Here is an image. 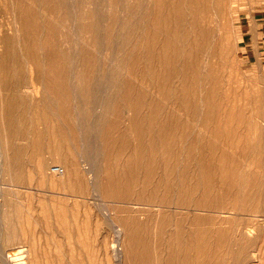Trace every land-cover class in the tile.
Segmentation results:
<instances>
[{
    "label": "bare ground",
    "instance_id": "1",
    "mask_svg": "<svg viewBox=\"0 0 264 264\" xmlns=\"http://www.w3.org/2000/svg\"><path fill=\"white\" fill-rule=\"evenodd\" d=\"M94 1L0 0V135L4 133L0 143H5L0 146V157H6L5 163L0 162V176L10 179V182L0 180V184L18 185L13 181L31 182L38 176L45 184L56 188L66 189L76 183L80 187L89 186L96 164L91 159L93 154L88 152V145L96 136L100 145L127 146L128 150L135 151L131 161H127L131 173L146 170L151 175L157 173V166L177 164L181 156L188 155L196 160V165L204 168H200L203 173L210 176L204 192L213 189L211 173L214 175V171L220 174L219 181L237 184L236 190L242 191L241 184L245 179L238 175L242 172L238 167L243 163L236 159L234 152L233 166L227 168V146L233 148L242 143L246 146L242 148L247 150L249 146L263 144L256 152V160L264 161V125L241 108L242 104L248 108L252 103L262 106L260 113L263 114L264 87H256L257 82L234 85L232 72H229L231 48L234 46L236 52H241L245 45V37L240 35L242 17L237 9L238 0H124L123 3H111L118 13H113V23L104 36V40L112 45L105 51L106 61L97 59L87 42V33L93 27L87 21L92 11L89 3ZM64 9H67L65 13ZM115 23L119 24L113 36ZM117 38L123 40L118 45ZM254 42L257 47L256 37ZM217 55L220 59H213ZM99 63L127 66L130 73L139 76V81L122 82L119 73H107L114 79L111 86L128 87L124 92L115 90L108 96L101 95L98 105L101 111H95L91 103L98 98L92 94L89 81L79 84L71 81L63 86L60 78L73 80L80 76L76 65ZM78 91L86 102L84 106H78L72 100ZM233 94L237 98L234 101L231 99ZM114 110L121 112L120 120H110L109 112ZM129 110L132 113L129 114ZM77 111L93 112L95 116L78 125L71 119L65 120L72 116L78 118ZM55 118H61L58 126L53 123ZM126 119L130 132L121 130L114 134L113 128H120ZM40 124H45V128ZM47 129L53 135L55 129L69 133L73 135L74 144L85 145L75 146L72 158L60 160L64 172L56 173L59 176L46 173L49 162L41 156L42 152L41 155L32 154L30 162L22 159L23 155L29 154L30 141L37 145L50 144L51 140L43 133H47ZM176 134L181 138L176 139ZM177 143L182 146H175ZM144 146H148L147 152H142ZM185 146H190L189 150L185 151ZM205 146L209 148L207 153ZM54 148L58 150L56 146ZM81 153L88 157L83 158L85 163L78 159ZM246 153L244 151V155ZM116 174V171L110 172L111 177ZM260 174V180L264 181V171ZM231 184L228 194L225 189L226 193L218 196L220 200L231 196ZM102 187L103 182H93L90 190L97 194L104 191ZM200 189L194 187L185 190L188 193L181 190L171 197L128 205L139 213L122 216L121 223L113 212L109 219L116 235L111 243L104 236L99 240L98 223L93 225V230L77 227L75 234L72 228H67L66 239L72 247L68 264H85L86 257L89 264L101 262L103 256H98L101 250L95 246L98 240L101 241L98 246L101 244L105 248L103 252L109 259L127 257L137 264H216L232 251L224 248L225 219L202 212L210 203L196 195ZM234 189L235 185L232 189L235 192ZM11 201L8 191L1 186L0 214ZM118 202L104 199V203L99 204L105 206L104 209L110 208L106 205L116 209L123 206L116 204ZM53 209L56 210L55 206ZM52 212L44 213L43 217L57 220L60 213ZM212 237L216 238L215 248L208 246ZM57 242L55 245L59 247ZM254 244L248 240L239 250V264L251 258L264 264V245L254 248ZM92 255L101 260H91ZM14 256L13 249L0 245V264H28L27 261L17 263Z\"/></svg>",
    "mask_w": 264,
    "mask_h": 264
},
{
    "label": "rangeland",
    "instance_id": "2",
    "mask_svg": "<svg viewBox=\"0 0 264 264\" xmlns=\"http://www.w3.org/2000/svg\"><path fill=\"white\" fill-rule=\"evenodd\" d=\"M95 0L89 3V7H92L90 12V18L87 19L93 25L92 30L87 33L88 35V46L89 49L95 52V57L101 61L108 60L105 57V51L108 47L112 46L104 40L107 28L113 23V13H118L116 6H112L111 3L118 4L123 3L124 0ZM134 2L135 0H131ZM237 9L241 14V34L245 37L244 48L240 52L231 48L229 54L230 68L229 72H232V81L234 85L241 84L254 85L253 82H257L256 87H264V0H238ZM236 2V3H237ZM67 9H64L65 13ZM119 23L113 25V33L115 34V28ZM219 32V31H218ZM255 37L259 43L257 47L255 46ZM117 45L123 41L117 38ZM233 41V39H230ZM258 51V52H257ZM241 55V56H239ZM215 60H219L220 56L217 55L213 57ZM239 59V60H238ZM219 67L220 65L217 64ZM76 70L80 71V76L74 77L70 80L67 77L60 78L63 80V86L70 83L71 81L79 84L80 81H89L91 84V91L93 95H97L98 99H93L91 103L95 107V111H101V95L108 96L115 90L124 92V89L128 86L115 87L111 86L113 82V77L107 73H119L121 81H139V76H135L130 73L127 66H115L110 63H99L86 66L76 65ZM238 81V82H237ZM1 90V87H0ZM232 101L237 98L234 94L231 97ZM69 102L68 99H65ZM73 102L78 106L86 105V102L81 98L79 91L74 94ZM264 104V103H263ZM98 107V108H97ZM244 112L248 115L252 114L257 117V120L264 125V113H260V108L262 106H255L252 103L246 108L243 104L241 107ZM181 109L180 111H183ZM132 110H129V114ZM78 118L72 116L65 119L67 122L75 124L82 123V120L91 116V119L95 116L93 112H80L77 111ZM120 111L109 112L110 120H120ZM187 115V113H184ZM76 115V113H75ZM257 115V116H256ZM188 117V115H187ZM84 118V119H83ZM61 118H55L53 123L58 126ZM196 122V119H193ZM126 126V127H125ZM128 120L120 126V128H113L114 134L116 131L121 133V130H126L130 132L127 128ZM41 128H45V124H40ZM55 135L47 129V133L43 131L46 138L50 141L43 142L37 145L30 141L29 143V154L23 155L22 159L26 162H30L31 155H42L48 159L47 174L59 176L51 169L54 165L63 164L60 160L65 157L72 158L73 151H76L75 146H85L82 144H74L72 137L73 135L69 133H64L68 135L69 138H64V134L55 129ZM252 130V135H255ZM1 132L0 137L3 136ZM35 137L36 134H33ZM176 139H180V134H176ZM238 139V138H237ZM106 140V138H105ZM22 140H19V142ZM136 141V140H135ZM71 142V143H70ZM5 143L1 142L0 146H4ZM54 146H56L55 150ZM87 146V145H86ZM175 146H182L177 143ZM242 143L240 146H227V168L233 166L232 156L234 152L237 156L236 159L241 161L238 170H242L238 175L245 179L241 184L243 186L242 191L236 190L237 184L235 185V192L232 191L234 185L231 183H222L219 181L220 174L214 175L211 173L213 178V189L211 192H204V187H208L206 180L210 177L207 173H203L200 165H196V160L190 158L188 155H183L180 157V161L177 164L172 163L170 166L160 165L157 166V173H152L148 175L146 170L142 173H137V171H129V166L127 165L131 161L135 151L133 149L128 150L127 146H105L99 144V139L93 136V141L88 145V152L93 154L91 159L95 160L96 169L93 178L90 180L89 186L82 185L80 187L79 183L74 184L72 187L56 188L45 184L38 176H35L31 182L28 180L13 181L18 185L8 186L5 183L0 184V187H4L11 197V203L7 204L0 214V245L8 249H13L16 262L27 261L28 264H68V256L72 255V247L66 239L68 234L67 228L73 229V234L77 232V227L80 228H92L93 230L96 223L99 225L97 228L100 230H95L101 234V238L107 237L110 241H114V236L116 235L113 230L112 222L109 219V215L117 214L121 223L122 216L138 214L133 208L128 205H134L135 202H146L147 199L156 198L159 199L162 196H174L177 195L181 190H187L194 187L201 188L196 195L207 200L210 205L203 210V213L210 214L212 216L216 215L225 219L223 222V227L226 228L225 234V246L224 248L231 249L232 254L228 257H223L216 261V264H239L237 261L239 255V250H241L246 241L250 240L254 242L255 246L260 247L264 245V181H261L262 175L261 170L264 171V161L256 160V152L260 150L263 146H249V148L244 150L242 148ZM125 149H124V148ZM133 148L134 146H130ZM147 147L144 146L142 152H147ZM219 147V146H218ZM244 148L246 146H243ZM181 147H178L180 149ZM190 146H185L184 150H189ZM124 149V150H121ZM243 149V150H242ZM83 149V153H84ZM186 151V150H185ZM206 153L209 151L208 146H205ZM246 151V155H244ZM83 153L78 155V159L88 158L84 157ZM80 161V160H79ZM247 161V163L245 162ZM0 162L5 163L6 157H0ZM85 163V160H83ZM82 162V164H83ZM87 162V161H86ZM52 166V167H51ZM145 168H147L145 166ZM204 170V168H201ZM214 169V168H213ZM212 169V170H213ZM152 170V169H150ZM212 170L210 172H212ZM116 171L115 176H110V172ZM264 177V176H263ZM111 179V184L109 185V180ZM151 179L150 182H147ZM259 179V180H258ZM1 181L10 182L9 177L0 176ZM93 182H103L104 191H99L97 194L90 190ZM1 183V182H0ZM230 186L229 194L233 197L225 198L223 201L220 200L218 196L226 193L228 194V187ZM237 185V186H236ZM239 187V186H238ZM237 187V188H238ZM244 187L250 188L249 190H244ZM226 189V192H225ZM234 192V194L232 192ZM186 192V191H185ZM188 193V192H186ZM236 193V194H235ZM237 195V196H235ZM239 195V196H238ZM262 196V197H261ZM263 198V199H262ZM104 199H114L119 202L116 204L123 206L116 209H109L105 206H101L104 203ZM103 200V202H102ZM76 202H79L76 203ZM102 203V204H99ZM55 206V209H53ZM54 210V211H53ZM59 212L60 216L57 220H46L43 216L44 213L49 215L51 212ZM80 211V213H78ZM207 211V212H206ZM52 212V213H53ZM108 213V216L107 214ZM99 221V222H98ZM96 226V225H95ZM100 227V228H99ZM248 232H252V235H248ZM234 233L236 235H234ZM254 233V234H253ZM96 242L100 243L101 241ZM215 237H212L208 246H214L215 248ZM55 241H58L59 247H56ZM76 243L74 244V250ZM95 245V243L93 242ZM96 246V249H100L98 256L103 260L96 261L97 264H137L133 260L124 257L122 259H109L105 255V248L102 246ZM98 246V247H97ZM102 248V249H101ZM212 248L211 250H213ZM251 248V247H250ZM104 249V250H103ZM104 251V252H103ZM102 253L104 255H102ZM93 254V253H92ZM74 256V255H73ZM93 256V255H92ZM91 260H101V258L90 257ZM90 261V260H89ZM85 264H89L87 257L85 259ZM242 264V263H241ZM244 264H262V262L257 258L248 259Z\"/></svg>",
    "mask_w": 264,
    "mask_h": 264
},
{
    "label": "built area",
    "instance_id": "3",
    "mask_svg": "<svg viewBox=\"0 0 264 264\" xmlns=\"http://www.w3.org/2000/svg\"><path fill=\"white\" fill-rule=\"evenodd\" d=\"M52 171L57 174H62L64 172V168L60 165H54L52 167Z\"/></svg>",
    "mask_w": 264,
    "mask_h": 264
}]
</instances>
